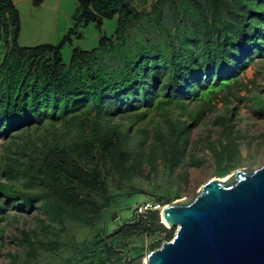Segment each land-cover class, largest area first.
I'll list each match as a JSON object with an SVG mask.
<instances>
[{"label": "trees", "instance_id": "obj_1", "mask_svg": "<svg viewBox=\"0 0 264 264\" xmlns=\"http://www.w3.org/2000/svg\"><path fill=\"white\" fill-rule=\"evenodd\" d=\"M132 1L77 0L74 28L56 45L20 47L17 11L0 0V255L11 211L42 216L13 237L23 249L16 264L54 249L56 225H93L121 186L159 168L171 174L190 129L216 101L234 116L228 106L244 92L253 113L264 114L263 98L241 78L264 64V0H153L139 11ZM114 16L111 35L92 50L72 48L62 62L76 26L100 28ZM150 112L157 120L143 122ZM165 184L152 206L169 203ZM141 193L131 187L126 195ZM135 207L109 234L98 229L77 264H131L134 241L158 248L160 237L172 238L158 210L134 215Z\"/></svg>", "mask_w": 264, "mask_h": 264}, {"label": "rangeland", "instance_id": "obj_2", "mask_svg": "<svg viewBox=\"0 0 264 264\" xmlns=\"http://www.w3.org/2000/svg\"><path fill=\"white\" fill-rule=\"evenodd\" d=\"M152 1L133 0L132 6L139 11L141 8L147 9ZM12 2L19 20L16 42L20 47L56 45L68 30L74 28L72 16L77 7V0H41L38 5H32V0ZM115 20L116 16L102 20L100 28H96L93 23L76 26L75 33L79 37L70 35V43L62 46L60 50L62 62L68 64L72 48L82 51L95 48L101 34L106 37L111 35L115 28ZM241 78L242 82L247 84V89L253 90L264 100V64L261 67L247 68ZM239 95L243 96L244 100L240 103L232 102L228 106L233 109L234 116L231 112L228 114L225 111L221 102L216 101V111L204 113L197 125L190 129L189 142L183 152L181 165L171 174L166 169L159 168L150 178H140L134 180L131 185L121 186L116 203L102 213L91 226L72 222L56 225L54 237L50 235L48 237L55 245L54 249L38 251L33 257L32 264H77L79 255L89 247L98 229L103 227L106 234H109L118 225L131 220L134 206L143 203L144 200L150 204H158L161 200L158 201L152 196L159 193L158 189L163 188L166 181L170 186L169 203H172L192 198L207 180L223 181L237 169L257 168L264 162V114L253 113L254 106L245 97V93L240 92ZM149 119L157 120L153 112L148 113L143 122ZM131 187L142 193L127 196ZM110 190H114V185L110 184ZM163 206L159 204L155 210L160 211ZM36 216L42 218L37 210L22 214L13 211L9 213L6 221L2 223L4 230L0 264L17 263L15 259L21 256L23 249L16 246L12 239L18 236V231L30 230L35 225ZM159 222L169 230L160 219ZM172 230L174 232V228ZM161 238L160 243L163 241ZM149 242L146 238L134 241L127 260L131 264H145L144 256L156 249L148 248Z\"/></svg>", "mask_w": 264, "mask_h": 264}, {"label": "water", "instance_id": "obj_3", "mask_svg": "<svg viewBox=\"0 0 264 264\" xmlns=\"http://www.w3.org/2000/svg\"><path fill=\"white\" fill-rule=\"evenodd\" d=\"M159 219L174 232L145 264H264V162L207 180L192 198L163 206Z\"/></svg>", "mask_w": 264, "mask_h": 264}, {"label": "built area", "instance_id": "obj_4", "mask_svg": "<svg viewBox=\"0 0 264 264\" xmlns=\"http://www.w3.org/2000/svg\"><path fill=\"white\" fill-rule=\"evenodd\" d=\"M157 206H152L148 202H143L135 207L134 214L138 215L149 209H156Z\"/></svg>", "mask_w": 264, "mask_h": 264}]
</instances>
